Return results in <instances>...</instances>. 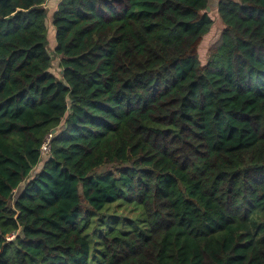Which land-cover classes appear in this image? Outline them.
Masks as SVG:
<instances>
[{
	"label": "trees",
	"instance_id": "16d2710c",
	"mask_svg": "<svg viewBox=\"0 0 264 264\" xmlns=\"http://www.w3.org/2000/svg\"><path fill=\"white\" fill-rule=\"evenodd\" d=\"M46 2L0 0V264H264V0L206 63L210 0Z\"/></svg>",
	"mask_w": 264,
	"mask_h": 264
},
{
	"label": "rangeland",
	"instance_id": "374dc122",
	"mask_svg": "<svg viewBox=\"0 0 264 264\" xmlns=\"http://www.w3.org/2000/svg\"><path fill=\"white\" fill-rule=\"evenodd\" d=\"M218 1L219 0H210V2H209L210 8H209L208 12L211 15V18L213 19V25L211 27L210 32L206 36H204V38L202 39L201 44L199 46V57H200L202 63H206V61L208 59L210 47L220 38L221 33H222V31H223V29L225 27V25H224V23H223V21L221 19V16H220V14L218 12V8H217L218 7ZM52 4H53V0H49V2L47 3L46 6L48 7V6L52 5ZM47 26H48V30H49V34H50L49 49L52 50L53 49V45L56 43L54 27L51 24V22H48ZM60 58L61 57L56 58L54 60V63H53V66H54L53 67V71L55 73H57V74H59V72L61 70L60 67H59ZM18 192H19L18 190L15 192L16 195H17ZM131 209H133V210H131ZM112 210L106 212L104 214V217H106L108 215L107 216V218H108L109 215H110L112 217V218L110 217L111 221L112 220H116L115 218H118V220H120L121 223L124 221L125 216L126 217L129 216L131 218L138 219L139 212H140V210L136 209L134 206H129V207L121 206V207L117 208V211L114 210V212H112ZM111 212L114 215L109 214ZM14 236L15 235L10 236V239H13Z\"/></svg>",
	"mask_w": 264,
	"mask_h": 264
},
{
	"label": "built area",
	"instance_id": "2783aa9c",
	"mask_svg": "<svg viewBox=\"0 0 264 264\" xmlns=\"http://www.w3.org/2000/svg\"><path fill=\"white\" fill-rule=\"evenodd\" d=\"M54 132L50 133L41 147L42 156H46L51 150V139L53 138Z\"/></svg>",
	"mask_w": 264,
	"mask_h": 264
},
{
	"label": "crops",
	"instance_id": "0c3cea01",
	"mask_svg": "<svg viewBox=\"0 0 264 264\" xmlns=\"http://www.w3.org/2000/svg\"><path fill=\"white\" fill-rule=\"evenodd\" d=\"M48 2H49V0H47L46 5ZM60 2H61V0H55V1L53 0V4L48 6V7L46 6V7L50 13H53L55 10H57V7H58Z\"/></svg>",
	"mask_w": 264,
	"mask_h": 264
},
{
	"label": "water",
	"instance_id": "95a60500",
	"mask_svg": "<svg viewBox=\"0 0 264 264\" xmlns=\"http://www.w3.org/2000/svg\"><path fill=\"white\" fill-rule=\"evenodd\" d=\"M210 6L207 7V10H209ZM54 133L56 132V130L53 131ZM13 196V195H12Z\"/></svg>",
	"mask_w": 264,
	"mask_h": 264
}]
</instances>
